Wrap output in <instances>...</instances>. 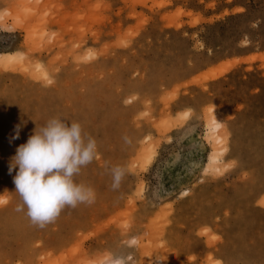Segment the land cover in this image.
Instances as JSON below:
<instances>
[{
  "label": "rangeland",
  "instance_id": "rangeland-1",
  "mask_svg": "<svg viewBox=\"0 0 264 264\" xmlns=\"http://www.w3.org/2000/svg\"><path fill=\"white\" fill-rule=\"evenodd\" d=\"M0 11V55L16 54L0 62V264H264V0H0ZM213 105L221 144L207 132ZM54 117L96 140L74 176L96 198L40 228L16 211L8 167Z\"/></svg>",
  "mask_w": 264,
  "mask_h": 264
},
{
  "label": "clouds",
  "instance_id": "clouds-1",
  "mask_svg": "<svg viewBox=\"0 0 264 264\" xmlns=\"http://www.w3.org/2000/svg\"><path fill=\"white\" fill-rule=\"evenodd\" d=\"M214 113L213 105L211 115L217 125L222 124ZM22 126H15L12 139L19 138ZM97 157L96 140L85 134L78 122L54 117L39 129L35 127L26 143L18 146L10 158L8 172L11 175L15 171L13 184L21 200L16 211L25 212L34 225L43 228L54 223L66 207L91 205L95 202V190L76 183L74 176ZM110 171L112 188L117 189L124 170L114 166ZM3 203L6 201H0ZM112 264H125V260L117 257Z\"/></svg>",
  "mask_w": 264,
  "mask_h": 264
},
{
  "label": "bare ground",
  "instance_id": "bare-ground-1",
  "mask_svg": "<svg viewBox=\"0 0 264 264\" xmlns=\"http://www.w3.org/2000/svg\"><path fill=\"white\" fill-rule=\"evenodd\" d=\"M2 13H4V12H1L0 11V16L2 15V17H3V15H5V14H2ZM15 55L16 54H11V53H9V54H4V55H0V62H5V60H7V59H11V58H14L15 57ZM20 56V55H19ZM17 57V56H16ZM225 70V69H224ZM223 70V72H225ZM218 75V74H217ZM220 129H221V124L220 125H217L216 123H215V121H214V119L212 118L209 122H208V124H207V132H208V134L210 135V139L211 140H213V142H214V144H221L222 143V141L224 140L223 138H222V135L221 134H219V131H220ZM145 151H142V153H144ZM223 153V151L221 150V149H219V150H214L213 151V153H211V155H210V157H209V163H208V165H207V168L209 169L210 168V166H212L213 164H216V163H218L219 162V156L221 155ZM144 155V154H143ZM147 156V155H146ZM149 159L151 158L150 156H147ZM142 159H143V157H142ZM144 159H145V157H144ZM148 159V160H149ZM264 201V200H263ZM94 264H98V263H94ZM100 264V263H99ZM105 264H112V262H106Z\"/></svg>",
  "mask_w": 264,
  "mask_h": 264
}]
</instances>
